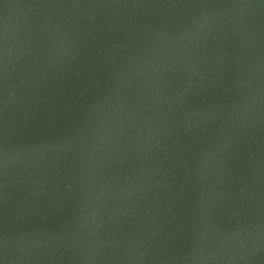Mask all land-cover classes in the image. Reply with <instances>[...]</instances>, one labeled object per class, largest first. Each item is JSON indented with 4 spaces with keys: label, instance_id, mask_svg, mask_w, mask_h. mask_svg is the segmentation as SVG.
I'll return each instance as SVG.
<instances>
[{
    "label": "trees",
    "instance_id": "1",
    "mask_svg": "<svg viewBox=\"0 0 264 264\" xmlns=\"http://www.w3.org/2000/svg\"><path fill=\"white\" fill-rule=\"evenodd\" d=\"M0 264H264V0H0Z\"/></svg>",
    "mask_w": 264,
    "mask_h": 264
}]
</instances>
